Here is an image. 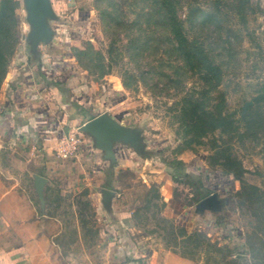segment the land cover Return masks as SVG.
Wrapping results in <instances>:
<instances>
[{
  "label": "rangeland",
  "instance_id": "rangeland-1",
  "mask_svg": "<svg viewBox=\"0 0 264 264\" xmlns=\"http://www.w3.org/2000/svg\"><path fill=\"white\" fill-rule=\"evenodd\" d=\"M15 4L16 46L0 91L27 55L30 26H50L54 41L41 47L47 65L64 71L61 80L94 100L96 112L116 103L113 111L131 127L130 146H117L111 171L101 152L80 144L76 159L53 161L46 171L35 163L18 175L11 148H2L4 185L20 187L6 206L25 208L28 217L12 225L13 240L33 262L264 264V0H250L247 15H229L240 37L222 74L204 82L189 72L173 95L166 80L152 91L140 77L154 84L158 76L137 72L159 70L156 42L140 67L127 50L140 28L157 37L155 0Z\"/></svg>",
  "mask_w": 264,
  "mask_h": 264
},
{
  "label": "crops",
  "instance_id": "crops-1",
  "mask_svg": "<svg viewBox=\"0 0 264 264\" xmlns=\"http://www.w3.org/2000/svg\"><path fill=\"white\" fill-rule=\"evenodd\" d=\"M49 27L30 26L24 42L27 55L15 61L20 65L12 71L6 86L0 91V264H35L28 248L13 240H18L19 235L16 226L13 228L12 225L28 217L25 208L13 207L11 202L6 206V201L20 187L4 185L2 148H11L12 165L16 168L11 169L21 175L27 171L28 165L36 163L42 171H46L53 166V161L68 160L55 152L59 137L68 127L75 128L72 131L79 136L85 153L89 145L94 151L102 153L109 164L108 171L118 163L117 146H130L131 143V127L119 120L113 111L116 103L96 112L94 100L85 93L76 96L78 89L74 91L60 78L66 73L52 68L43 60L42 45H51L55 38L56 29ZM43 30H51L48 38L39 36ZM72 96L77 99L72 100ZM41 170H29V173L34 175ZM6 223H10V227L4 230L3 224ZM118 264L136 263L119 260Z\"/></svg>",
  "mask_w": 264,
  "mask_h": 264
},
{
  "label": "trees",
  "instance_id": "trees-1",
  "mask_svg": "<svg viewBox=\"0 0 264 264\" xmlns=\"http://www.w3.org/2000/svg\"><path fill=\"white\" fill-rule=\"evenodd\" d=\"M155 2L158 6L155 13L157 37L154 39L146 33L144 36L140 28L127 46L132 60L140 67L144 63L145 54L152 49L151 44L157 43L156 49L161 55L158 60L159 70L150 68L144 72L140 68L137 72L140 75H156L158 80L151 84L147 80L149 78L140 79H144L145 85L152 91H158L162 89L159 81L162 78L166 80L163 88L173 90V95L184 90V79L188 78L189 72L195 71L204 82L218 78L227 65L225 54L231 56L235 53L233 43L240 37L239 31L229 22V15H247L250 0H213L214 6L208 7L191 0ZM15 8V0H0V82L4 78L8 58L16 46ZM147 16L150 18L153 15L149 13ZM113 19L117 30V25L122 22L118 16ZM141 37L143 41H140ZM168 61L179 63L178 69L170 67L172 65L167 64ZM175 75L180 79L175 80Z\"/></svg>",
  "mask_w": 264,
  "mask_h": 264
},
{
  "label": "built area",
  "instance_id": "built-area-1",
  "mask_svg": "<svg viewBox=\"0 0 264 264\" xmlns=\"http://www.w3.org/2000/svg\"><path fill=\"white\" fill-rule=\"evenodd\" d=\"M80 145V138L73 131L63 133L59 137L57 142V152L58 155L64 159H71L77 157Z\"/></svg>",
  "mask_w": 264,
  "mask_h": 264
}]
</instances>
